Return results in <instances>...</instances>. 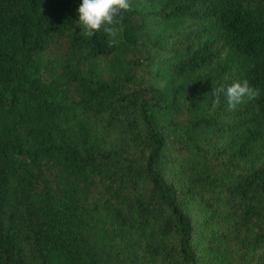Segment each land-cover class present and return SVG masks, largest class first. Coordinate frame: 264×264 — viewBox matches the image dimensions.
Wrapping results in <instances>:
<instances>
[{"label":"trees","instance_id":"obj_1","mask_svg":"<svg viewBox=\"0 0 264 264\" xmlns=\"http://www.w3.org/2000/svg\"><path fill=\"white\" fill-rule=\"evenodd\" d=\"M81 2L0 0V264H264V0Z\"/></svg>","mask_w":264,"mask_h":264},{"label":"clouds","instance_id":"obj_2","mask_svg":"<svg viewBox=\"0 0 264 264\" xmlns=\"http://www.w3.org/2000/svg\"><path fill=\"white\" fill-rule=\"evenodd\" d=\"M131 0H82L78 8L79 20L77 26L82 30V35L92 37L97 32L103 31L110 39L109 46L116 43V36L123 16L121 13L131 11ZM226 97L229 110H235L238 105L255 100L260 96V90L250 86L245 79L234 82L225 87L213 88L212 96L219 100L220 95Z\"/></svg>","mask_w":264,"mask_h":264}]
</instances>
